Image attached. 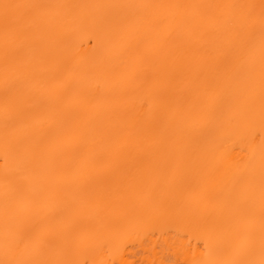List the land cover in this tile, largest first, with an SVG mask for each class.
<instances>
[{"label": "bare ground", "instance_id": "obj_1", "mask_svg": "<svg viewBox=\"0 0 264 264\" xmlns=\"http://www.w3.org/2000/svg\"><path fill=\"white\" fill-rule=\"evenodd\" d=\"M0 264H264V0H0Z\"/></svg>", "mask_w": 264, "mask_h": 264}]
</instances>
